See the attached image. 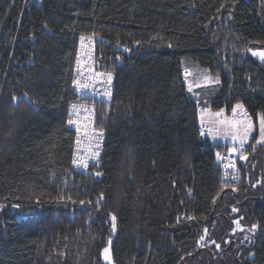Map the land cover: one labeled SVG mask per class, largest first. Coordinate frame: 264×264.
Instances as JSON below:
<instances>
[{
	"label": "trees",
	"instance_id": "trees-1",
	"mask_svg": "<svg viewBox=\"0 0 264 264\" xmlns=\"http://www.w3.org/2000/svg\"><path fill=\"white\" fill-rule=\"evenodd\" d=\"M92 34L114 82L102 155L80 172L67 121ZM251 46L264 0H0V264H106L108 244L116 264H264V143L217 142L200 117L264 121ZM190 67L214 82L191 89ZM220 152L238 157L235 186Z\"/></svg>",
	"mask_w": 264,
	"mask_h": 264
},
{
	"label": "built area",
	"instance_id": "built-area-1",
	"mask_svg": "<svg viewBox=\"0 0 264 264\" xmlns=\"http://www.w3.org/2000/svg\"><path fill=\"white\" fill-rule=\"evenodd\" d=\"M75 69L78 85L71 89L79 99L70 106L67 126L75 134L72 168L86 172L100 158L104 146L105 135L95 123L96 103L109 101L114 82V74L98 65L95 34H92L91 39L86 38L80 43ZM69 120L72 123H69ZM202 132L206 134L209 129L202 128ZM215 167L225 183L235 185L239 182L240 168L236 153L220 152Z\"/></svg>",
	"mask_w": 264,
	"mask_h": 264
},
{
	"label": "rangeland",
	"instance_id": "rangeland-1",
	"mask_svg": "<svg viewBox=\"0 0 264 264\" xmlns=\"http://www.w3.org/2000/svg\"><path fill=\"white\" fill-rule=\"evenodd\" d=\"M36 2L40 3L41 0H36ZM253 53H257V55H253ZM259 53H264V46H251L249 49V54L264 63V59H261ZM189 77L186 78V82L188 86L192 89L196 85H203V84H211L214 82L213 77L205 70L201 69H195V68H188ZM206 112H209L210 114H216L219 115V112H213L212 110L208 109H202L201 110V120L204 118V114ZM224 114V113H223ZM239 123H236V126L233 125L232 132H227V129L222 125V131L223 133L227 134V138L231 139L233 143H236L238 145H241L244 143L245 137L249 135L250 133H258L260 134L258 137V141L260 143H264V132H262V119L259 118V125L256 128V124L252 121H247L246 118H239ZM234 140V141H233ZM245 157H242L244 159ZM105 249H107V252H105ZM107 257V258H106ZM102 259L106 264H116L113 255H112V249L111 244H108L104 249L102 250Z\"/></svg>",
	"mask_w": 264,
	"mask_h": 264
},
{
	"label": "crops",
	"instance_id": "crops-1",
	"mask_svg": "<svg viewBox=\"0 0 264 264\" xmlns=\"http://www.w3.org/2000/svg\"><path fill=\"white\" fill-rule=\"evenodd\" d=\"M206 110L208 109L206 108ZM239 118H245L239 108H237L230 116H226L223 113L216 115L214 113L210 114L209 112H206L204 114V118L202 119V126L209 127L212 130L215 129L217 131L216 133L211 134L217 142L228 143L232 142V140L227 138V134L223 133L222 125L227 129V132L231 133L233 125L236 126V123H239ZM248 136H246L245 139Z\"/></svg>",
	"mask_w": 264,
	"mask_h": 264
},
{
	"label": "bare ground",
	"instance_id": "bare-ground-1",
	"mask_svg": "<svg viewBox=\"0 0 264 264\" xmlns=\"http://www.w3.org/2000/svg\"><path fill=\"white\" fill-rule=\"evenodd\" d=\"M86 38L91 39V38H92V35L82 37V38L80 39V41H79V45H80V43H81L83 40H85ZM78 58H79V53H78V57H77V60H76V64H77ZM76 64H75V66H76ZM184 72H185V71H184ZM75 73H76V69L74 70V75H73V79H72L71 87H73V86H77V85H78L77 74H76V76H75ZM111 96H112V92H111L110 96L108 97L109 100L111 99ZM73 103H75V102H73ZM73 103H71V104H73ZM71 104H70V106H71ZM70 106H69V111H68V118H69ZM229 153H231V152H229ZM101 155H102V154H101ZM100 157H101V156H100ZM215 162H216V160H215ZM220 177H221V179L223 180L222 176H220ZM223 182H224V180H223ZM224 183H225V182H224ZM225 184H227V183H225ZM237 184H238V183H237ZM237 184H235V185H237ZM228 185H229V184H228ZM235 185H230V186H235Z\"/></svg>",
	"mask_w": 264,
	"mask_h": 264
},
{
	"label": "snow or ice",
	"instance_id": "snow-or-ice-1",
	"mask_svg": "<svg viewBox=\"0 0 264 264\" xmlns=\"http://www.w3.org/2000/svg\"><path fill=\"white\" fill-rule=\"evenodd\" d=\"M253 55H257V53H253ZM259 55H260V57H261V59H264V53H259ZM109 80H111V74H109ZM13 99H16L15 97H13ZM75 107V106H74ZM237 107H242V105H237ZM69 123H72V121L71 120H69ZM262 132H264V121H262ZM74 163H75V161H74ZM87 165L85 164V167H86ZM97 175H99V173H97ZM102 198V197H101ZM234 211H235V209H234ZM115 216H113L112 217V220L113 221H115ZM255 225H253V230L255 229ZM114 228H115V225L113 224V230H114ZM204 239V237L202 236L201 237V240H203ZM214 243V242H213ZM219 247V245H217V248ZM105 252H107V249H105ZM107 258V257H106Z\"/></svg>",
	"mask_w": 264,
	"mask_h": 264
}]
</instances>
